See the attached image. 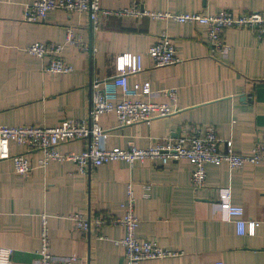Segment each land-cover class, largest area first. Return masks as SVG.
Wrapping results in <instances>:
<instances>
[{
  "label": "crops",
  "instance_id": "crops-1",
  "mask_svg": "<svg viewBox=\"0 0 264 264\" xmlns=\"http://www.w3.org/2000/svg\"><path fill=\"white\" fill-rule=\"evenodd\" d=\"M37 0H0V125L56 127L67 120H87L90 85L115 74V60L129 53L142 56L143 70L128 78L129 86L149 83L151 95L140 99L166 103L160 93L176 90L178 112L154 120L118 127L114 115L100 117L108 131V148L132 143L146 148L168 136L179 137L192 128L214 127L217 136L249 155L264 133V37L252 31L228 29L226 49L210 51L204 26L150 17H102L94 31L85 14L54 10L39 23L23 20L25 5ZM132 0H101V7L117 10ZM147 12L181 15L231 11L264 14V0H139ZM91 25V28H90ZM88 50L65 42L67 30ZM170 37L179 62L154 68L147 51L159 36ZM34 43L62 45L68 74L46 71L48 61L26 53ZM85 141L62 144V153H80ZM221 150L223 149L220 146ZM12 155L25 148L12 145ZM28 177L14 172L12 160H0V247L12 251V264H37L40 217H47L49 251L58 258L76 256L79 264H126L119 225L97 230L93 219L119 217L133 192L137 236L180 253L178 257L139 264H264V163L231 171L226 165H206L202 189L191 187L192 166L186 160L158 163L110 162L86 173L71 162L37 168L39 154L28 156ZM227 188L230 204L241 207L243 219L259 223L254 236H238L234 221H223L214 208L219 189ZM78 213L91 221L89 231L75 229L69 217ZM102 238H101V237Z\"/></svg>",
  "mask_w": 264,
  "mask_h": 264
},
{
  "label": "built area",
  "instance_id": "built-area-1",
  "mask_svg": "<svg viewBox=\"0 0 264 264\" xmlns=\"http://www.w3.org/2000/svg\"><path fill=\"white\" fill-rule=\"evenodd\" d=\"M62 10L66 13L85 14L92 28L97 31L102 17L119 18L150 17L156 20H172L179 24L190 23L204 26L210 51L222 52L226 49L224 33L228 29L252 31L258 39L264 37V14L249 12L235 15L223 10L216 14L203 15L186 13L171 15L170 13L147 12L140 9L139 0H132L128 7L117 10H106L101 7V0H37L25 5L23 20L28 23H39L47 13ZM65 42L88 50L79 38H75L72 30H67ZM62 45L34 43L27 47L26 53L40 60L48 61L46 71L54 74H68L71 67L61 57ZM147 55L153 61L154 68H165L179 62L175 47L169 36L162 34ZM143 70L142 56L125 53L115 60V74L105 79H94L90 85V108L87 120H67L56 127L38 125L4 126L0 125V160H12L14 172L20 177H28L32 167L29 155L39 154L36 167L44 169L50 163L71 162L79 173H86L89 168H97L110 162H124L130 167L134 163H158L161 166L171 162L186 160L192 166L190 177L194 190L202 189L206 181V165H226L229 170H241L245 165L264 163V133L260 135L249 155H240L233 151L232 143L220 139L214 127L205 129L192 128L187 133L172 138L170 136L157 141L146 148H137L132 143L126 148L110 147L105 141L108 131L102 129L99 120L102 115L115 116L118 127H126L138 123L150 125L154 120L166 118L178 112L176 107V90L166 89L161 95L167 98L166 103H155L141 100V96H150V84H133L129 86L128 78ZM72 141H85L86 145L80 153H62L58 147ZM12 145L25 148V153L12 155ZM220 146L223 147L221 150ZM133 192L131 185L127 187V200L122 205L123 213L119 217H95L92 221L99 230L105 225H119L124 229V237L115 243L122 247L126 264H139L144 261L171 259L180 253L159 246L155 241L140 239L137 236L139 220L134 214ZM214 208L223 221H234L238 236H254L259 223L243 219L241 207L230 204L229 189H219V196ZM69 219L75 229L81 233L89 231L91 221L83 215L74 213ZM101 237V236H100ZM102 238V237H101ZM40 249L37 264H79L76 256L58 258L49 251V232L47 217H40ZM12 251L0 247V264H12ZM214 264H221L220 262Z\"/></svg>",
  "mask_w": 264,
  "mask_h": 264
},
{
  "label": "water",
  "instance_id": "water-1",
  "mask_svg": "<svg viewBox=\"0 0 264 264\" xmlns=\"http://www.w3.org/2000/svg\"><path fill=\"white\" fill-rule=\"evenodd\" d=\"M90 28H91V25H90Z\"/></svg>",
  "mask_w": 264,
  "mask_h": 264
}]
</instances>
